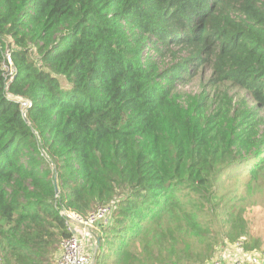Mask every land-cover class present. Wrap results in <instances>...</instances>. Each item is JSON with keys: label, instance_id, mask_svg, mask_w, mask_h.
<instances>
[{"label": "trees", "instance_id": "trees-1", "mask_svg": "<svg viewBox=\"0 0 264 264\" xmlns=\"http://www.w3.org/2000/svg\"><path fill=\"white\" fill-rule=\"evenodd\" d=\"M181 45L160 70L151 50ZM204 65L219 92L183 98ZM261 110L263 1L0 0V264H52L71 236L61 207L111 202L94 264L260 251L247 212L264 208Z\"/></svg>", "mask_w": 264, "mask_h": 264}, {"label": "built area", "instance_id": "built-area-1", "mask_svg": "<svg viewBox=\"0 0 264 264\" xmlns=\"http://www.w3.org/2000/svg\"><path fill=\"white\" fill-rule=\"evenodd\" d=\"M7 60L8 67L12 71L10 59L8 58ZM17 100L21 101V105L25 108L30 105L26 99L17 98ZM112 210L113 202L97 205L85 216H80L61 207L60 213L67 221L71 236L61 241L58 247L59 255L55 264H94L96 243L91 231L98 225L108 224ZM75 228H78V230H75ZM87 235L92 237V249L90 252H86L85 239ZM207 264H264V248L258 252L247 253L240 242L226 243L217 249L216 255Z\"/></svg>", "mask_w": 264, "mask_h": 264}, {"label": "rangeland", "instance_id": "rangeland-1", "mask_svg": "<svg viewBox=\"0 0 264 264\" xmlns=\"http://www.w3.org/2000/svg\"><path fill=\"white\" fill-rule=\"evenodd\" d=\"M259 1L264 2V0ZM191 51V47L181 45L172 46L168 50H163L161 53V47L158 46L157 50H151V55L156 65L161 70V68L172 66L181 59L186 58ZM4 69L6 70V74L11 73V69L8 66H4ZM213 76V68L210 67V65H204L195 77L191 78L187 82L178 83L176 85V90L183 98L186 96H196L201 90H204L206 96L209 94L213 95L214 93H218V89L221 88V86H217L216 80H214ZM225 90L230 96H232L234 101H243L248 105L253 104L252 99L244 90L231 86H226ZM217 98L218 97H216V99ZM260 113L263 117V123L260 127V131L264 134V110H261ZM247 216L249 219L250 229L254 233L261 235L264 239V208H253L247 212ZM87 241L88 248L86 252H90L92 249L91 238H88ZM58 255L59 251L57 252L56 257L53 258L52 264H55Z\"/></svg>", "mask_w": 264, "mask_h": 264}, {"label": "crops", "instance_id": "crops-1", "mask_svg": "<svg viewBox=\"0 0 264 264\" xmlns=\"http://www.w3.org/2000/svg\"><path fill=\"white\" fill-rule=\"evenodd\" d=\"M98 229H99L98 226H96V227H94L93 230L91 231L93 238H94V234H93V232H97ZM75 230H78V228H75ZM88 238H91V241H92V237H90L89 235H87V236H86V239H85V245H86L87 248H88V243H87V242H88V241H87Z\"/></svg>", "mask_w": 264, "mask_h": 264}, {"label": "water", "instance_id": "water-1", "mask_svg": "<svg viewBox=\"0 0 264 264\" xmlns=\"http://www.w3.org/2000/svg\"><path fill=\"white\" fill-rule=\"evenodd\" d=\"M23 116H24V112H23ZM94 239H95V243H96V246H97V243H98V237L96 235H94Z\"/></svg>", "mask_w": 264, "mask_h": 264}]
</instances>
